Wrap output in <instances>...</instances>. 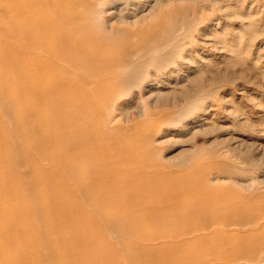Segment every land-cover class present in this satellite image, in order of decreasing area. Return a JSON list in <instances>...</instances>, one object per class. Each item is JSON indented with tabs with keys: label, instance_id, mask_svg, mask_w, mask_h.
Returning a JSON list of instances; mask_svg holds the SVG:
<instances>
[{
	"label": "rangeland",
	"instance_id": "1",
	"mask_svg": "<svg viewBox=\"0 0 264 264\" xmlns=\"http://www.w3.org/2000/svg\"><path fill=\"white\" fill-rule=\"evenodd\" d=\"M105 1L113 4H102L107 12L100 15L99 30L114 35L122 49L104 50L102 42L95 54H85V45L70 52L78 65L62 63L60 75L82 87L50 97L55 105L43 114L61 111L64 130H75V136L98 131L116 150L124 148L129 174L112 183L108 195L115 194L114 200L134 195L132 203L147 205V211L177 208L171 217L160 215L138 228L141 247H151V253H124L122 240L106 239L121 253L114 251L117 264H161L158 258L172 256L191 262L205 257L207 264H264V0ZM0 12L4 16L2 5ZM135 20L143 24H120ZM146 26L157 32L153 38L137 36ZM87 60L93 61L81 68ZM0 116L7 120L4 112ZM111 159L108 165L116 169L121 161ZM16 171L25 173L19 160ZM46 206L53 207L54 200ZM20 217L40 221L29 211ZM163 243L172 245L158 246ZM12 245L0 239V249ZM30 250L34 246L18 253L17 262L27 264ZM48 256L46 247L37 250V259Z\"/></svg>",
	"mask_w": 264,
	"mask_h": 264
},
{
	"label": "bare ground",
	"instance_id": "2",
	"mask_svg": "<svg viewBox=\"0 0 264 264\" xmlns=\"http://www.w3.org/2000/svg\"><path fill=\"white\" fill-rule=\"evenodd\" d=\"M102 4L113 2L2 0L0 3L4 16L0 14L6 19V26L0 21V114L4 112L7 117L3 121L0 116V239L16 244L0 249V264H21L17 262V254L25 252L27 245L34 246V250L28 252L27 264H63L65 260L69 264L70 261L117 264L116 253H121L114 249L116 244H108L106 239L114 236L115 240H122L124 253L128 250L129 253L134 250L145 253L151 247L145 249L139 243L141 224L160 215L167 218L172 210L177 211V208L147 211V205L132 203L134 195L114 200L115 194L108 195L113 189L112 183L129 174L125 172L129 166L123 162L124 148L116 150L113 142L100 139L98 131L75 136V130H64L66 121L58 113L61 111L48 115L49 110H46L43 114L46 108L55 105L50 97L66 94L75 86L82 87L80 82L74 84L60 75L62 63L73 68L76 66L72 65H78V62L70 61V52H77L85 45V54H95L98 47L106 43L104 50L112 52L121 48L114 43V35L106 37L99 30L100 15L107 12L101 8ZM111 8L114 5L107 10ZM13 9L17 12L11 13ZM150 13L142 18L149 17ZM47 16L50 21L46 23L44 18ZM22 19L24 24L13 27ZM138 22L143 24L141 20L120 21V24L134 26ZM153 28L146 26L145 30L137 32V36L153 38L156 32ZM104 37L106 39L102 41ZM90 61L81 63V68ZM60 102L58 100L57 104ZM21 107L30 109L21 112ZM36 120L45 121L39 125ZM12 147L17 150L13 151ZM103 148L107 150L105 157ZM111 157L121 161L115 164L116 169H110L112 166L108 165L113 161ZM18 160L25 168L24 175H17ZM15 194H20L18 200L11 198ZM48 199L54 200L53 207L46 206ZM28 211L39 218L38 225L36 221L20 217L22 212ZM125 217L129 221L124 220ZM66 221L71 226L59 225ZM10 222L20 224L22 228L16 230ZM181 235H165L161 239L173 240ZM127 240L130 242L125 245ZM165 244L158 246L172 245ZM44 247L48 250V259L39 260L37 250ZM209 261L205 257L198 258V262L185 261L183 256L158 258L161 264H207Z\"/></svg>",
	"mask_w": 264,
	"mask_h": 264
}]
</instances>
